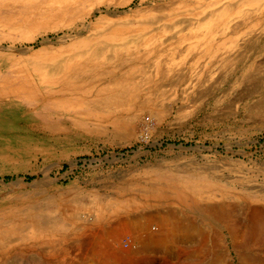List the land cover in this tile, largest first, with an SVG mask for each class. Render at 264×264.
<instances>
[{
	"label": "rangeland",
	"instance_id": "rangeland-1",
	"mask_svg": "<svg viewBox=\"0 0 264 264\" xmlns=\"http://www.w3.org/2000/svg\"><path fill=\"white\" fill-rule=\"evenodd\" d=\"M140 1L121 3L124 0H114L109 5L103 4L82 24L81 16L63 14L65 9H58L57 0H0V225L9 226L25 220L30 208L50 211L56 207L54 202L62 201L59 212L67 204L72 207L76 198L87 202L84 195L98 189L124 199L135 197L138 202L145 200L156 205L137 207L132 211L136 215L155 210L165 214L174 209L186 221L205 222L210 226L209 234L198 237L208 242L207 254L205 248H198L192 250L191 257L183 254L178 259L169 252L165 254L166 261L159 251H149L146 255H151L153 261H146L142 259L143 251L137 250L134 235L128 233L121 237L118 245L124 259L112 264H136L139 255L142 264H210L215 251L220 254L218 264H240L236 251L247 255L262 252L256 246L262 239L260 236L250 231L233 233V219L210 216L203 211L210 203L204 199L197 205L174 198L154 202L142 194L146 187L166 184L174 188L181 186V182L206 180L218 185V197L211 204L220 200L222 188L236 194V189L244 184L254 185L256 191L247 195L239 191L240 196L264 197V0L239 3L233 13L240 16L246 11L247 20L234 32L223 35L209 26L210 8L199 10L209 0H149L159 7L150 12L142 9L146 3L140 4ZM106 11H118L119 19L130 24L134 22L123 41H129L131 48L148 51L139 70L132 75L139 85L138 104L132 101L129 109L123 112L132 117L131 133L105 120L106 111L91 104L93 93L86 92L81 99L73 98L64 105L48 106L35 100L36 94L32 91L12 93L13 86L39 82L37 62L61 43L71 42L85 25L90 23V30L83 35L93 32L96 41L112 40L108 32L102 33L104 24L94 22L96 16L106 15ZM149 18L152 23H140ZM197 19L201 22L196 23ZM137 22L140 25H136ZM250 32L256 33L254 39L244 40ZM231 43L235 47L226 53L235 55L239 49H245L242 57L230 60L228 55L222 57L219 46ZM192 46L197 48L192 50ZM225 200L236 202L226 195ZM250 216L248 211L241 219L244 225L252 223ZM141 220L146 222L145 217ZM153 221L157 223H151L150 228L157 232L159 220ZM217 228L223 230L225 251H220L214 243L220 231ZM69 235L72 241L71 233ZM61 237L59 233L44 232L25 243H14L16 245L6 251L0 249V264L59 262ZM126 238L135 243L128 245ZM232 240L237 244L234 251L228 248ZM197 243L200 245L197 241L195 246H199ZM189 244L194 248L192 241ZM214 244L216 246L211 249ZM67 260L68 257L63 258V263ZM89 263L90 260L81 262Z\"/></svg>",
	"mask_w": 264,
	"mask_h": 264
},
{
	"label": "bare ground",
	"instance_id": "bare-ground-1",
	"mask_svg": "<svg viewBox=\"0 0 264 264\" xmlns=\"http://www.w3.org/2000/svg\"><path fill=\"white\" fill-rule=\"evenodd\" d=\"M129 1L131 0H124V2L121 3H126V2L129 3ZM243 1L244 0H238V2L235 3L234 0H225L224 2H222V0H209L206 3V6L205 4L201 5L199 10L203 12L206 11L207 7L210 8V11L208 12L207 15L209 26L214 27L217 33L219 32V35H223L229 31L234 32L237 28L240 27V25H243L246 22L247 20L246 17H248V13H246V11H242V15L239 14L240 16L233 13V9L236 8L239 5V3ZM113 2L114 0H57L58 4L56 5H59L58 9H62V10L65 9V12H63V14L71 13L72 15L74 14L76 16H81L82 19L80 21L82 24H84V20L95 15V12L101 9L100 8L101 5L103 4L109 5ZM143 3L146 4L142 6V9L147 12H150L151 10L153 11L155 10V8L158 7L155 6L156 4L152 3L149 0H141L140 4ZM86 5L87 7L89 6L88 9H86ZM160 9H157V11ZM184 10L186 9H183V11ZM106 12L108 14L105 13L106 15L96 16V21L94 22L95 24L103 23L104 25L101 27L102 33L108 32L111 35L113 41L112 40L96 41V37H95L96 34L93 32L83 35L84 31L90 30L89 29L90 23L89 25H85L83 30H81L80 28L79 30L81 31H77L76 36L73 38L71 42L69 43L60 42L61 44L59 43L60 45H58V47L51 49V51H49L47 55L45 53L46 56H44L42 60L37 62L35 66L36 68H38L37 73L39 75V79H38L39 82L35 80L31 84H27V85L15 84L16 86L11 87L12 93L13 92L18 93L20 91H24V92L32 91V93L34 92L36 94L34 95L35 100L45 103V105L47 106L51 104L64 105L69 103L70 100L73 98L81 99L82 95H84V93L86 92L93 93V96L95 97L92 100L91 104L99 105L101 109H104L106 111V114L104 115L105 120L109 121L114 126L124 127L123 129L126 133H131L133 127L132 117L127 116L123 112L129 109V106L132 104V101L133 103H135V105L138 104L136 100L137 99L136 91L138 90L139 85L136 83L137 80L135 81L132 78V75L137 70H139L141 60L144 58V56L148 54V51L145 50V52H142L136 48H131L130 45H128L129 41L126 42L125 40L123 41V39H125L126 33H128L132 25H134V22L130 21L131 22L130 24L129 21H123L119 19L121 18V15L118 14L119 13L118 11L116 13H114L115 11L114 12L106 11ZM65 16L66 15H64V17ZM115 16L118 19H114ZM263 19H264V15H263ZM253 21H255V19ZM152 22H153L152 19L149 18L141 21L140 23L148 25ZM199 22L201 21L198 20L196 23ZM140 23L137 22L136 25H140ZM192 23L194 22H191V24ZM137 27L139 26H136V28ZM197 28L199 30L198 26ZM255 36L256 33L250 32L246 35L244 40L248 39L249 41L250 40L252 41V39H254ZM29 38L31 39L32 37ZM232 40L233 38L231 39V41ZM202 46L203 44L201 45V47ZM219 47H220L219 49L222 50V57L228 55L226 57H228L229 60L238 57L240 58L244 55L243 52L245 49L244 50L239 49V51L235 55L227 54L226 51L235 47L232 46V43L227 46L223 45ZM191 48L192 50L193 49L195 50L197 46L194 47L192 46ZM187 55L190 56L189 54ZM174 57L175 56H173V58ZM184 57L186 56L184 55ZM190 86H191L190 88L194 87V85L192 84ZM135 100L136 102H134ZM233 179L232 181H235V179L234 180ZM179 184L181 186H178L176 184L177 187L174 188L168 187L166 184L159 186H151V187L148 186L149 188L146 187L145 192L142 195L144 197L146 196L147 199L149 198L150 200H155L154 202L156 201L162 202L167 198L168 199L174 198L182 203L190 201V203H194L195 205L201 203L203 199L204 201L210 202L209 204L204 206L205 209L203 211H206L208 212V214H210V216L219 219L220 218L223 219L225 217L231 220L233 219L235 223L234 228L232 229L233 233L245 234L246 232L250 231V233L260 236L262 238L260 242L256 243V246L259 247L262 250V252L256 254L250 253L247 255V253H240L236 251V258L239 259L240 264H264V197L249 198L247 196L242 197L239 195V191H242L244 195H247V193L249 194V192H253V190L256 191V189H253L255 187L254 185L250 186L249 184H247L246 186V184H244L245 186L244 185L240 186V189L235 188L236 194L231 192L229 193V191L222 188L223 190H220V196H221L220 200L215 204L214 203L211 204L212 200L214 201V199L218 197L217 196L218 193L216 191L218 187L217 184L211 183L206 180L200 182H181ZM211 189L213 190V192H209V190ZM225 195L228 198L236 199V202L234 203V201L225 200ZM84 196L87 198V202L76 198L75 201L73 200L72 207L70 206L67 207L68 205L67 204L66 207L60 210L59 212H58V207L62 205V201L54 202V205H56V207L53 210L43 211V209L40 210V208L39 210L30 208L29 210H27L26 213L27 217L25 220H23L24 218L23 219L21 218L22 220H19L17 222L15 221L14 223H11V225L9 226L0 225V249L2 251H6L7 248H10L11 246H15L16 244L14 243H25L26 240H29L30 238L39 237L40 235H43L44 232L47 233L50 232L53 234L59 233L62 236L61 237L62 246L60 245L62 252L60 255L57 256V259H59L60 261L58 262L57 260H54L52 264H76L75 261L81 264V262L83 261L88 262L89 260L91 261V263L89 264L119 263L122 261L121 259L124 257V253L118 245H120L122 242L121 237H123L124 234H128V233L134 235V240L137 241L136 243H138L137 250L138 252L143 251L142 253L144 254L142 259L146 261H153V258H150L151 255L149 257L146 255V253H149V251H151L152 253L159 251L160 253H162L163 259L168 261L165 254L169 252L179 259L183 257V254H186L187 256L191 257L192 255H194L192 253L195 251V249L198 250V248L200 250L205 248L206 254L208 253V249H210V246L207 247L208 242L207 241L205 242L204 241L205 239L203 237L202 238L204 240L198 238L200 237V235L205 236L209 234L208 227L210 226L206 225L205 222L204 225L202 223L195 224L193 221L191 222L188 221L189 219L186 221L185 218L178 216L176 210L174 209L172 210L171 208H170L171 210L167 211L165 214H163V212L160 210H155L154 213L153 211H149V212H145L144 214L136 215L132 213V211L135 210L137 207L145 206L146 208H151V206L154 207L156 205H154L153 203L151 204L149 201L144 202L145 200L138 202L139 200H135V197L124 199L121 196H115L112 194L110 195L109 193L105 191H100L98 189L90 190ZM63 198L61 197V199ZM54 211L58 212L59 214L52 215ZM248 211H250V215H251L250 217L252 219V223H250L249 226L244 225L243 222L241 221L242 218H245V214L248 213ZM141 217H145L146 222H143V220H141ZM155 219L159 220V224H158L159 228L158 229L156 228L157 232H155V230H152L150 228L151 227L150 224L155 223L154 221L153 222L151 221ZM221 231L223 230H220L218 232L219 234L217 235L216 242L214 241L217 247L220 248V251L221 249L224 250V247H227L224 246L225 243H223L222 241ZM70 233H71L72 241H70L71 239L67 236ZM49 237L52 238L51 236ZM213 237L215 238V236ZM134 240L133 239L128 240L126 238L125 242L128 245H130V243L131 244L135 243ZM189 241L190 242L192 241L194 243V248L188 246L190 245ZM197 241L200 242V245L197 243L199 246L196 245L197 246L196 247L195 243ZM210 241L212 242L211 239ZM215 244L212 246L211 249H214V246H216ZM236 246H237L236 242L232 240L231 243L228 245V248L232 247V250L234 251L236 250L235 248ZM70 252L74 253V256H71ZM218 255L220 254H217V251H215L212 254V258H210L212 261L210 262V264L219 263L217 257ZM67 257L69 258V260L63 263V258H67ZM139 258H137L138 262L137 263L135 262L136 264H142ZM190 260L191 259H189L188 261ZM188 261L186 260V263Z\"/></svg>",
	"mask_w": 264,
	"mask_h": 264
},
{
	"label": "built area",
	"instance_id": "built-area-1",
	"mask_svg": "<svg viewBox=\"0 0 264 264\" xmlns=\"http://www.w3.org/2000/svg\"><path fill=\"white\" fill-rule=\"evenodd\" d=\"M126 243V242H125Z\"/></svg>",
	"mask_w": 264,
	"mask_h": 264
}]
</instances>
